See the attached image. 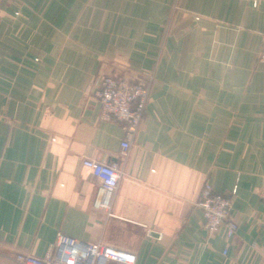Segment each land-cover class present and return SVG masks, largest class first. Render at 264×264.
<instances>
[{
	"label": "crops",
	"instance_id": "1",
	"mask_svg": "<svg viewBox=\"0 0 264 264\" xmlns=\"http://www.w3.org/2000/svg\"><path fill=\"white\" fill-rule=\"evenodd\" d=\"M263 45L264 0H0V264L62 235L136 264H264ZM104 75L152 80L126 155ZM85 158L119 166L108 211ZM205 183L233 238L205 230Z\"/></svg>",
	"mask_w": 264,
	"mask_h": 264
},
{
	"label": "built area",
	"instance_id": "2",
	"mask_svg": "<svg viewBox=\"0 0 264 264\" xmlns=\"http://www.w3.org/2000/svg\"><path fill=\"white\" fill-rule=\"evenodd\" d=\"M257 3L254 2V6ZM264 62V45L260 55ZM152 80L134 79L104 75L97 83L96 98L100 104L99 119L102 122H118L125 127L126 137L122 142L123 154L126 155L132 146V140L142 123L145 108L149 100ZM83 165L91 169L100 182L99 196L95 207L108 211L114 194L121 179V172L117 164H108L95 159H83ZM235 187L233 195L237 194ZM259 196L264 204V186ZM203 211L204 228L210 234H215L223 225L226 233L233 238L238 225L232 220V198L214 193L209 183H205L200 190L197 202ZM149 237L153 238L150 232ZM162 239V235L157 237ZM54 253L45 257H36L17 253L14 260L19 264H136L135 254L122 251L102 244L84 243L68 236H60L53 245Z\"/></svg>",
	"mask_w": 264,
	"mask_h": 264
}]
</instances>
